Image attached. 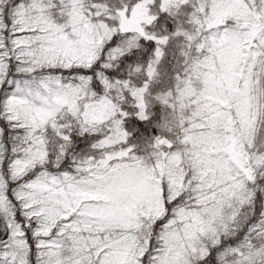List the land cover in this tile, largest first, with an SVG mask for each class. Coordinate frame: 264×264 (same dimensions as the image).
I'll return each mask as SVG.
<instances>
[{
    "label": "snow or ice",
    "instance_id": "snow-or-ice-1",
    "mask_svg": "<svg viewBox=\"0 0 264 264\" xmlns=\"http://www.w3.org/2000/svg\"><path fill=\"white\" fill-rule=\"evenodd\" d=\"M0 264H264V0H0Z\"/></svg>",
    "mask_w": 264,
    "mask_h": 264
}]
</instances>
